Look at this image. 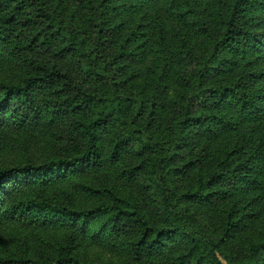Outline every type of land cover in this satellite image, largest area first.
Wrapping results in <instances>:
<instances>
[{"label":"trees","instance_id":"trees-1","mask_svg":"<svg viewBox=\"0 0 264 264\" xmlns=\"http://www.w3.org/2000/svg\"><path fill=\"white\" fill-rule=\"evenodd\" d=\"M152 1L0 0V264H264V0H170L143 74Z\"/></svg>","mask_w":264,"mask_h":264},{"label":"rangeland","instance_id":"rangeland-1","mask_svg":"<svg viewBox=\"0 0 264 264\" xmlns=\"http://www.w3.org/2000/svg\"><path fill=\"white\" fill-rule=\"evenodd\" d=\"M170 0H153L150 3L142 4L141 7H139V11L136 13H130L129 19L132 22H135L134 20H139L140 18H143L146 22H148L146 29L144 30V33L142 34L141 39L144 41V44L141 46V52L144 55V58L140 61L135 63L134 65L137 69H140L143 74L146 73L147 65L146 62L147 58L150 57V52L152 50V46L156 39V21H159L165 28V32L167 34V38L169 40V46L174 47L177 44V38L175 35V28L178 26H181L183 29L188 31V28H186V25L178 22L176 18L173 17V15L170 13V11L167 9V5H169ZM260 28L261 31H264V13L260 16ZM259 28V29H260ZM258 59V57L255 56L254 62ZM258 68L264 67V58L262 60H259L256 63ZM244 127L246 125L244 124ZM231 132V131H230ZM229 133L227 132L224 139L229 137ZM219 143V141H218Z\"/></svg>","mask_w":264,"mask_h":264}]
</instances>
